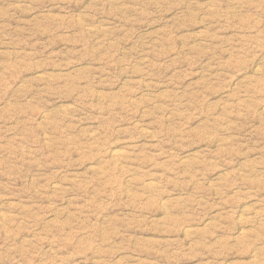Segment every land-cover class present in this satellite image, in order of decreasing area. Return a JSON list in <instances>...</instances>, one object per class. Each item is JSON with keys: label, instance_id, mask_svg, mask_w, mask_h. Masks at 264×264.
Masks as SVG:
<instances>
[{"label": "rangeland", "instance_id": "1", "mask_svg": "<svg viewBox=\"0 0 264 264\" xmlns=\"http://www.w3.org/2000/svg\"><path fill=\"white\" fill-rule=\"evenodd\" d=\"M0 264H264V0H0Z\"/></svg>", "mask_w": 264, "mask_h": 264}]
</instances>
